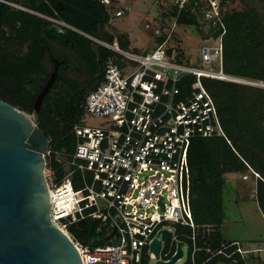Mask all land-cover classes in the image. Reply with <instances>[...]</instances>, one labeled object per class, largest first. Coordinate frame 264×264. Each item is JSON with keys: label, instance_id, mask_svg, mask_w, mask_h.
<instances>
[{"label": "built area", "instance_id": "built-area-1", "mask_svg": "<svg viewBox=\"0 0 264 264\" xmlns=\"http://www.w3.org/2000/svg\"><path fill=\"white\" fill-rule=\"evenodd\" d=\"M186 1L176 0V4L182 7ZM210 1L211 18H215L219 5ZM103 2L113 4V0ZM7 4L20 8L10 0ZM118 7L117 17L132 9L130 5ZM49 20L75 29L64 20L52 16ZM149 30L146 33V28V36L163 32L160 27ZM84 34L126 62L108 56L103 79L83 101L84 111L104 122L98 126L77 123L73 151L49 146L46 152L52 221L75 244L83 264H144L145 253L149 262H156L150 245L154 238H162L164 229L172 237L162 240L160 259L168 261L177 252L178 241H183V248L185 245L182 233L176 232L178 224L193 228L187 234L193 242L192 264H207L212 250L210 245H197L195 229H211L196 225L193 219L189 149L196 137L227 136L203 79L253 82L224 71L221 38L215 45H202L198 61L186 63L169 55L167 40L151 51L133 53L117 40L110 43ZM189 76L194 79L187 86ZM53 158L64 169L62 178L58 177L59 167L52 166ZM86 218L98 220V230L105 229L104 235L111 236L106 241L117 236L116 242L92 248L75 240L71 227ZM203 249L209 255L197 253Z\"/></svg>", "mask_w": 264, "mask_h": 264}, {"label": "trees", "instance_id": "trees-1", "mask_svg": "<svg viewBox=\"0 0 264 264\" xmlns=\"http://www.w3.org/2000/svg\"><path fill=\"white\" fill-rule=\"evenodd\" d=\"M24 3L42 14L64 20L79 31L94 35L99 34L110 24L116 10V4H106L103 0H10ZM201 0H187L182 8L178 4L171 12L176 26L190 28L197 24ZM192 8L196 10H192ZM219 16L213 26L211 36L221 38L224 46L223 66L228 74L246 79L264 82V12L258 4L248 10L240 11L229 7L227 0L219 4ZM51 22L20 8L6 4L0 17V98L23 111L33 113L34 102L39 90L33 84L38 80L37 70L44 69L43 61L48 53V41H61V34L49 30ZM8 28V29H7ZM175 31V27L172 30ZM69 41L84 40L85 54L99 56L101 70L98 83L104 77V64L108 56L121 55L107 47L99 45L79 32L70 30ZM156 45L167 40L164 32L156 35ZM106 40H117L123 49L130 45L128 33L107 30ZM15 44V48H9ZM20 44V45H19ZM13 46V45H12ZM152 49V50H153ZM148 52V51H147ZM170 56L179 62L190 63L195 60L180 46L168 48ZM115 58V57H114ZM116 60V58H115ZM119 62L118 60H116ZM194 79L188 77L187 86ZM204 85L212 94L217 105L221 122L227 137H196L189 149L191 169V205L196 225H207L208 232L197 228V245L209 249L215 254L207 264H253L258 256L254 252L245 257L241 253V243L237 238H230L222 230L225 221L224 199L228 194L229 173L257 174L256 198L264 215V87L251 84L204 78ZM90 89L85 90L73 80H64L61 90L51 92L43 104L39 115L33 117L36 125L45 133L54 150L73 151L76 147L74 126L81 122L83 101ZM52 166L59 164L53 158ZM58 177H63L58 166ZM252 171V172H251ZM99 221L86 218L71 227L75 240L92 248L108 243L103 230H98ZM190 225L178 224L181 239L192 240ZM206 254L205 249L197 252ZM211 255V254H210ZM207 258V256H206ZM145 253L144 264L149 263ZM192 264V259L189 257ZM259 264H262L261 262Z\"/></svg>", "mask_w": 264, "mask_h": 264}, {"label": "water", "instance_id": "water-1", "mask_svg": "<svg viewBox=\"0 0 264 264\" xmlns=\"http://www.w3.org/2000/svg\"><path fill=\"white\" fill-rule=\"evenodd\" d=\"M8 1L0 0V17ZM55 74L35 100L36 115ZM33 117L0 98V264H83L75 244L50 217L45 175L50 142ZM171 237L164 229L161 239H153L155 264H174L183 257V241H178L170 260L160 259L162 240Z\"/></svg>", "mask_w": 264, "mask_h": 264}, {"label": "rangeland", "instance_id": "rangeland-1", "mask_svg": "<svg viewBox=\"0 0 264 264\" xmlns=\"http://www.w3.org/2000/svg\"><path fill=\"white\" fill-rule=\"evenodd\" d=\"M215 3L220 4L221 0H212ZM187 2V1H186ZM185 2V3H186ZM202 4H198L202 13L197 18V24L187 28L182 26L178 28L176 26L175 18L171 16V12L174 10L176 0H113L115 6L130 5L132 7L130 12L123 16H113L112 21L108 26L99 31L96 34L97 38L107 37V30H111L118 33H128L130 38V45L126 49L133 53H145L151 51L156 45L157 41L153 35L146 36V28L160 27L165 33L167 38V46H180L192 56L193 59L198 61V53L204 44L215 45L220 41V38H214L211 36L213 32V26L217 22L215 18H211V1L201 0ZM229 7L245 11L253 4H258L264 12V0H227ZM24 5V3H19ZM185 5V4H184ZM182 5V6H184ZM179 8H182L179 6ZM192 10H196L192 8ZM220 11V10H219ZM45 15V14H44ZM48 20L47 17L38 15ZM151 25V26H150ZM149 26V28H148ZM175 27V31L171 32ZM8 29V28H7ZM96 49L99 47V43L94 41ZM9 48H15V44L10 42ZM13 45V46H12ZM20 45V44H19ZM116 60L120 63L126 62L122 58ZM114 58V59H115ZM215 68H218V64H214ZM208 68V67H205ZM254 86L264 87V82L256 81L252 79ZM37 117L35 112L29 113ZM81 122L90 126H98L104 122V118L95 117L89 113L84 112L81 117ZM47 167L49 166V157L46 158ZM62 169V168H61ZM64 174V169H62ZM252 172V171H251ZM59 173V172H58ZM246 174V173H245ZM241 173H229L227 174L228 181V194L224 199L225 207V221L222 227L225 235L230 238H237L241 243V253L245 257H248L254 252L255 256L251 262L253 264H264V215L261 212L256 198V177L255 173H248V175ZM176 232L178 231V225ZM117 236H114L112 240H108V243H115ZM184 256L175 262L174 264H191L189 257L192 251V243L189 239L185 238ZM103 245V244H102ZM215 252L213 253V255ZM212 255V256H213ZM148 264H155L154 260H151ZM222 264V263H219Z\"/></svg>", "mask_w": 264, "mask_h": 264}, {"label": "flooded vegetation", "instance_id": "flooded-vegetation-1", "mask_svg": "<svg viewBox=\"0 0 264 264\" xmlns=\"http://www.w3.org/2000/svg\"><path fill=\"white\" fill-rule=\"evenodd\" d=\"M37 3L42 2L41 0L36 1ZM20 5V9L47 17L49 20V15H44L28 6ZM50 21V20H49ZM49 30L53 29L59 34L61 38L65 39L62 43L61 41H53L52 39H47L48 41V53L45 56L43 61L44 69L42 72L37 70L35 73L38 80H35L33 84L37 86L39 90L38 93L42 91L52 78L54 72L56 71L55 77L45 94L41 108L43 104L49 98L51 92L61 90L64 80H73L79 83L85 90L91 89L98 84L99 74L101 70V59L99 56L94 58L93 56L85 54L84 50V40L79 41H67L70 37V30L72 28L64 27L50 21ZM73 30V29H72ZM74 31L79 32L80 34L88 37L84 32L79 31V29H74ZM94 36V35H92ZM91 39V38H90ZM96 48V47H95ZM35 103V102H34ZM41 110V109H40Z\"/></svg>", "mask_w": 264, "mask_h": 264}, {"label": "bare ground", "instance_id": "bare-ground-1", "mask_svg": "<svg viewBox=\"0 0 264 264\" xmlns=\"http://www.w3.org/2000/svg\"><path fill=\"white\" fill-rule=\"evenodd\" d=\"M64 203V202H63ZM59 204H61V202H59Z\"/></svg>", "mask_w": 264, "mask_h": 264}]
</instances>
